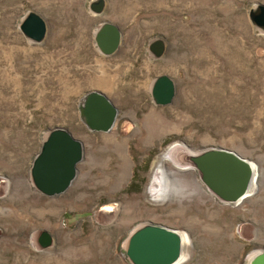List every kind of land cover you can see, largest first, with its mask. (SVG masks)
Masks as SVG:
<instances>
[{"label":"rangeland","instance_id":"rangeland-1","mask_svg":"<svg viewBox=\"0 0 264 264\" xmlns=\"http://www.w3.org/2000/svg\"><path fill=\"white\" fill-rule=\"evenodd\" d=\"M94 1L0 0V264H132L129 238L146 223L187 235L181 264H250L264 249V29L249 11L264 0H104L99 14ZM31 10L47 22L40 42L20 29ZM104 21L123 33L111 55L95 42ZM162 74L176 85L167 105L151 94ZM92 90L118 109L107 132L80 116ZM56 127L84 157L49 196L31 167ZM211 148L256 165L249 197L224 202L204 184L192 156Z\"/></svg>","mask_w":264,"mask_h":264},{"label":"water","instance_id":"water-1","mask_svg":"<svg viewBox=\"0 0 264 264\" xmlns=\"http://www.w3.org/2000/svg\"><path fill=\"white\" fill-rule=\"evenodd\" d=\"M90 9L98 14L103 12L105 1L92 2ZM249 17L253 24L264 29V4H257L256 8L250 9ZM20 29L27 38L40 42L46 37L47 22L39 13L31 10ZM122 39V30L110 21L102 22L95 34L96 45L105 55L117 52ZM150 50L155 56H161L165 51L164 41L155 40L150 44ZM151 94L157 105L170 104L176 94V85L168 75H159L155 78ZM79 112L90 130L105 132L112 128L118 115L113 102L96 90L85 94ZM83 157L84 145L79 139L66 128L52 129L31 167L34 185L49 196L65 192L75 179L77 164ZM192 161L201 173L204 184L222 201L239 203L251 195L250 189L254 181L252 163L235 151L211 148L193 155ZM38 241L42 247H46L51 244L52 236L45 231ZM183 246V236L179 231L146 223L130 236L126 253L132 264H181ZM250 264H264V249L255 254Z\"/></svg>","mask_w":264,"mask_h":264},{"label":"bare ground","instance_id":"bare-ground-1","mask_svg":"<svg viewBox=\"0 0 264 264\" xmlns=\"http://www.w3.org/2000/svg\"><path fill=\"white\" fill-rule=\"evenodd\" d=\"M99 83H100L103 87H110V85H109L110 81H108L107 79L100 80ZM252 167H253V169H254V181H252V185H251V189H250V194L254 191L253 189L256 187V178H255V175H256V173H257L256 165L252 163ZM185 168H192V167L189 166V167H185ZM156 169H161V170L164 172L162 162H159V164H158V166H157ZM257 169H258V168H257ZM164 173H165V172H164ZM162 178H163V177H162ZM163 181H164V179H163ZM166 190H167V188H166ZM166 190H165V191H166ZM163 193H164V188H161V191H160L158 197L160 198L161 195H162ZM164 194H165V193H164ZM181 234H182V233H181ZM182 236H183V240H184V242H185V241L187 240V235L183 233ZM182 259L185 260L186 257H185L184 255H182Z\"/></svg>","mask_w":264,"mask_h":264}]
</instances>
